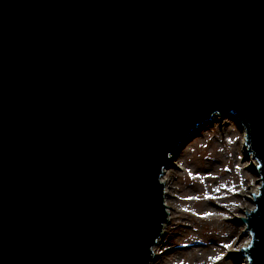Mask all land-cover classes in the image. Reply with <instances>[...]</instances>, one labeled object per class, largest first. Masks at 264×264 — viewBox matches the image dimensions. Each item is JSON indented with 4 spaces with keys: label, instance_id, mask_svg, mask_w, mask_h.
<instances>
[{
    "label": "water",
    "instance_id": "1",
    "mask_svg": "<svg viewBox=\"0 0 264 264\" xmlns=\"http://www.w3.org/2000/svg\"><path fill=\"white\" fill-rule=\"evenodd\" d=\"M214 115L259 162L264 264V0H0V264H151L161 176Z\"/></svg>",
    "mask_w": 264,
    "mask_h": 264
},
{
    "label": "rangeland",
    "instance_id": "2",
    "mask_svg": "<svg viewBox=\"0 0 264 264\" xmlns=\"http://www.w3.org/2000/svg\"><path fill=\"white\" fill-rule=\"evenodd\" d=\"M221 119V126L197 130L165 169L173 172L167 203L176 212L164 236L173 251H157L153 264H244L247 259L240 252L251 234L241 220L256 208L245 191L253 182L250 190L256 188L258 171L248 167L253 157H245L248 151L233 120ZM222 253L229 259L218 260Z\"/></svg>",
    "mask_w": 264,
    "mask_h": 264
},
{
    "label": "bare ground",
    "instance_id": "3",
    "mask_svg": "<svg viewBox=\"0 0 264 264\" xmlns=\"http://www.w3.org/2000/svg\"><path fill=\"white\" fill-rule=\"evenodd\" d=\"M231 119L233 120L234 125L238 128L239 133L243 136V138H242V143H243V146H244L243 148H244V150H246V146H245V129H244V126L241 124V122L237 118L233 117ZM221 120L222 119H221V117L219 115H215L209 121H207L206 123H204L200 128L202 129V128H204V126H205V128H207L209 124H214V123L215 124H218V123L222 122ZM218 125L221 126L222 124L220 123ZM221 129H222V127H221ZM196 131L197 130H195V131H193L191 133V135L188 137L189 140L186 142V144L193 138V136L196 134ZM186 144L180 150H182L186 146ZM179 151L175 154V156L178 155ZM245 157H248V156L245 155ZM172 164H175L174 158L172 159ZM248 167L250 169H252L254 171V173H256V170H257V161L252 158L250 160V165ZM172 173H173L172 171L171 172H168V170H164V172H163V174L161 176V181H162V183H164V187H165L164 197L166 198L165 199L166 200V203H167L168 198L171 199V197H172L171 194H170V192H169V190H168V186H170V184L172 183V181H171V176L173 175ZM256 176H257V178H259V179H257V182H256V185H257L256 188L250 190L251 186H253L255 184L253 182L251 184V186L248 187V191H245V193L246 194H249V196H251L252 199H254V196L257 195L258 189H259L260 184H261L260 176L258 174ZM166 205L168 207L167 210H166L167 211L168 221H167V223L164 226V230H163L162 236L157 240L155 246L153 247V253L155 255H158V253H156L157 251L162 252L165 255H169L170 252L173 251L172 250L173 247H171V246H173V243H169V240L167 238H165L164 236H166V234H167V229L170 227V225L173 224V221L175 219V217L173 215H174V213L176 211H174V208L173 207H170L168 205V203ZM251 210L252 209H248V212L247 213H249ZM247 242L248 243H245V245H243V247H246L247 245L250 244V236H249ZM192 248H194V247L192 246L190 249H192ZM160 257H161V255H160ZM155 260H156V258H155ZM244 264H248V260L247 259H246V261H244Z\"/></svg>",
    "mask_w": 264,
    "mask_h": 264
},
{
    "label": "snow or ice",
    "instance_id": "4",
    "mask_svg": "<svg viewBox=\"0 0 264 264\" xmlns=\"http://www.w3.org/2000/svg\"><path fill=\"white\" fill-rule=\"evenodd\" d=\"M245 243H248L247 241ZM229 247V245L225 244L224 245V248L227 249ZM255 255H252L249 257L250 260H253ZM218 260H228L229 257L225 254V253H222L221 256L217 257Z\"/></svg>",
    "mask_w": 264,
    "mask_h": 264
}]
</instances>
